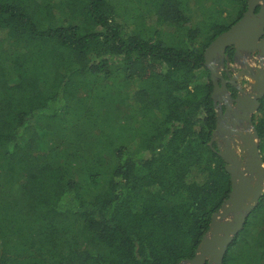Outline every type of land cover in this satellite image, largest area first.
I'll list each match as a JSON object with an SVG mask.
<instances>
[{
  "label": "trees",
  "instance_id": "16d2710c",
  "mask_svg": "<svg viewBox=\"0 0 264 264\" xmlns=\"http://www.w3.org/2000/svg\"><path fill=\"white\" fill-rule=\"evenodd\" d=\"M248 1L0 0V264L194 257L232 189L204 53ZM260 198L224 264H264Z\"/></svg>",
  "mask_w": 264,
  "mask_h": 264
},
{
  "label": "water",
  "instance_id": "95a60500",
  "mask_svg": "<svg viewBox=\"0 0 264 264\" xmlns=\"http://www.w3.org/2000/svg\"><path fill=\"white\" fill-rule=\"evenodd\" d=\"M231 46L235 48L234 65L242 68L245 65L249 71H239L226 79L222 70L225 59L229 60L226 50ZM204 56L214 84L212 97L218 116L209 144L223 158L232 189L220 209L213 213L194 257L180 264H224L229 245L244 229L248 215L264 195V158L253 120L264 97V0H249L242 17L211 41ZM254 58H258L256 64ZM234 65L229 67L236 71ZM244 75L250 80L246 89L237 84V79ZM228 82L240 93L235 99L231 95L225 98L231 101L224 110L221 94L228 91Z\"/></svg>",
  "mask_w": 264,
  "mask_h": 264
},
{
  "label": "flooded vegetation",
  "instance_id": "af4514ba",
  "mask_svg": "<svg viewBox=\"0 0 264 264\" xmlns=\"http://www.w3.org/2000/svg\"><path fill=\"white\" fill-rule=\"evenodd\" d=\"M234 58H235V56H234ZM234 63H235V59H233V61H231L229 58V60L225 59V61H224L225 66H224V69L222 70V74L226 79H230L231 76H234L239 71H242V70L249 71V69L245 65L243 66V68L235 65V68L237 67L236 68L237 70L236 71L232 70L231 67H229V64L234 65ZM253 71H255V70H252L251 72H253ZM220 82H221V80H220ZM237 84L244 87V89H246L248 86H250V80L246 75H244V76H241L237 79ZM245 86H247V87H245ZM227 88H228V91L221 94V97L224 99V101L221 103L222 108L224 110H226L228 102L231 101L230 100L231 98H228V100H226V101H225V98H227V97H229V95H231L232 98L235 99L237 97V95L240 93V90L237 87H235L234 85H232L230 82L227 83ZM261 100L262 99H260V101ZM257 113H258V111L253 114V120H254V117L256 116ZM254 123H255V121H254ZM214 144L216 146V143H214Z\"/></svg>",
  "mask_w": 264,
  "mask_h": 264
},
{
  "label": "rangeland",
  "instance_id": "374dc122",
  "mask_svg": "<svg viewBox=\"0 0 264 264\" xmlns=\"http://www.w3.org/2000/svg\"><path fill=\"white\" fill-rule=\"evenodd\" d=\"M130 2H128L126 5H128ZM125 6V5H124ZM140 7H144V6H140ZM145 9V8H144ZM145 16H147V19H150V20H152L153 18H152V16L150 15V13L148 12V10L146 9V11H145ZM2 34V32L0 33V35ZM10 42H8L7 40L5 41V43H4V47H10ZM256 61H258V58H254V61H253V63H255L256 64ZM235 66V65H234ZM241 66V65H240ZM239 67V66H238ZM237 68V67H236ZM258 114V113H257Z\"/></svg>",
  "mask_w": 264,
  "mask_h": 264
},
{
  "label": "clouds",
  "instance_id": "9594fccd",
  "mask_svg": "<svg viewBox=\"0 0 264 264\" xmlns=\"http://www.w3.org/2000/svg\"><path fill=\"white\" fill-rule=\"evenodd\" d=\"M245 87H247V86H245Z\"/></svg>",
  "mask_w": 264,
  "mask_h": 264
}]
</instances>
